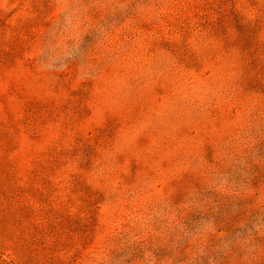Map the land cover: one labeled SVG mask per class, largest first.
I'll list each match as a JSON object with an SVG mask.
<instances>
[{
  "label": "rangeland",
  "instance_id": "obj_1",
  "mask_svg": "<svg viewBox=\"0 0 264 264\" xmlns=\"http://www.w3.org/2000/svg\"><path fill=\"white\" fill-rule=\"evenodd\" d=\"M0 264H264V0H0Z\"/></svg>",
  "mask_w": 264,
  "mask_h": 264
}]
</instances>
